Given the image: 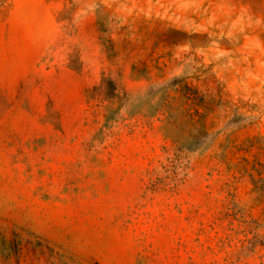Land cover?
I'll return each instance as SVG.
<instances>
[{"label": "rangeland", "instance_id": "obj_1", "mask_svg": "<svg viewBox=\"0 0 264 264\" xmlns=\"http://www.w3.org/2000/svg\"><path fill=\"white\" fill-rule=\"evenodd\" d=\"M0 264H264V0H0Z\"/></svg>", "mask_w": 264, "mask_h": 264}, {"label": "trees", "instance_id": "obj_2", "mask_svg": "<svg viewBox=\"0 0 264 264\" xmlns=\"http://www.w3.org/2000/svg\"><path fill=\"white\" fill-rule=\"evenodd\" d=\"M104 82L106 84H108V86L110 88V92H111L110 93L111 95L107 96L106 99L110 102V105L113 104V103H117L118 104L117 108L115 109L116 113L119 112L120 108L124 104H125L124 106H126V110L129 113L137 112L138 106H139V102H133V100L130 97H127V95H124L123 97H120L119 92H117V88L114 85V83H112V81H110L108 79H102V83H104ZM107 110H108V112L111 111V108L109 107V105H108Z\"/></svg>", "mask_w": 264, "mask_h": 264}]
</instances>
